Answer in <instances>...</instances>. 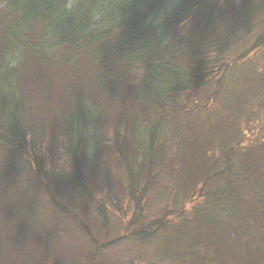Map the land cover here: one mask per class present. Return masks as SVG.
Listing matches in <instances>:
<instances>
[{"label": "rangeland", "instance_id": "374dc122", "mask_svg": "<svg viewBox=\"0 0 264 264\" xmlns=\"http://www.w3.org/2000/svg\"><path fill=\"white\" fill-rule=\"evenodd\" d=\"M230 1L234 6L219 20L213 13L218 25L191 50L213 68L212 84L175 98L164 86L168 102L160 112L130 102L134 73H119L109 99L92 87L95 70L85 61L73 68L56 53L52 60L26 57L25 139L0 140V239L17 235L13 248L0 247L1 264H22L23 255L27 264H264V204L255 197L264 191V0H220ZM1 6L0 46L10 22ZM209 10L199 8L198 18ZM82 92L98 98L107 119L99 134L75 142L74 163L60 117ZM84 113L94 122L99 116L94 105ZM137 117L146 123L144 143L154 123L162 138L143 168L150 178L131 188ZM250 167L259 168L258 188L236 186V174L251 176ZM142 227L143 237L135 236Z\"/></svg>", "mask_w": 264, "mask_h": 264}, {"label": "trees", "instance_id": "16d2710c", "mask_svg": "<svg viewBox=\"0 0 264 264\" xmlns=\"http://www.w3.org/2000/svg\"><path fill=\"white\" fill-rule=\"evenodd\" d=\"M0 2L2 13L6 11L5 15L10 18L0 46V140L7 143L11 142V137L16 141L25 139L23 127L26 123L22 115L26 107L23 104L21 77L23 68L27 65V56L37 55L40 61L39 56L42 59L52 60L55 53L60 54V57L66 58L73 68L74 65L85 61L95 70L94 78L90 80L91 84L94 80L92 87L101 90L106 97L113 95L109 99L116 97L114 94L118 91L117 84L123 77L119 73L121 75L134 73L131 81L134 79L135 83L130 92L134 95L130 102L136 101L142 109L147 106L160 112L161 107L168 102L162 92L164 86L175 98L177 95L174 94L188 92L197 85L212 84L214 78L210 73L213 68H207V64L196 57L195 52L191 54V50L211 33L212 30H208L215 29L216 23L218 25L219 21H215L212 17L213 13L217 12L219 20L224 14L222 12L224 8L234 6L231 1L230 5L227 6L225 3L224 6L220 0L215 2L211 0H0ZM203 6L210 8L209 14L198 18V9ZM38 27L40 29L37 32ZM188 27L190 29L187 32ZM184 50L187 55L185 53L181 56L179 53H183ZM183 58L182 64L179 61ZM124 80L126 81V77ZM89 95L83 92L78 94L69 112L60 117L65 125L66 145L70 146L72 151L75 142L86 140L89 136L104 130L102 125L103 117L106 116L107 119L106 110L103 108L100 110L98 98ZM120 95L124 101L119 99V102L124 107L127 102L125 96L121 93ZM88 98L95 100L90 101ZM116 100L118 101V98ZM92 104L99 114L96 116V122L91 121L84 113L91 109ZM128 118H125V122ZM154 125L151 128L150 144L147 143L148 139L144 143L142 138L145 135L146 123L137 117L135 136L131 141L135 143L133 147H140L139 153L133 159L135 167L127 171V183L131 188L138 187V181L144 179L146 174L147 179L150 178L149 171L143 168L145 165L149 166L147 160H153L158 150V142L162 138L158 132L155 133L158 124L154 123ZM131 141L128 140V144H132ZM119 152L125 162L130 163L131 155L128 151L127 155L121 149ZM76 158L73 151L74 163ZM189 165L197 164L189 163ZM251 169H254L250 170L251 176L241 172L236 174V186L248 185L251 188H258V180L253 173L258 172L259 168ZM132 170L135 172L133 173ZM209 176L210 174L207 173L206 178ZM231 183L233 184L234 181L231 180ZM218 192V190L211 191L212 194L208 193L207 199H213ZM259 192L255 191V197L264 204V191L260 194ZM61 210L65 211V209ZM99 210L104 211V207ZM139 224L141 225L140 221ZM179 227L184 228L183 225ZM143 229V227L137 228L133 234L143 237ZM178 235L181 236L182 242L189 240L183 230H180ZM3 236L5 240L0 239V247L8 245L13 248L17 235H6L3 232ZM7 249L6 247L5 251ZM22 258L24 259L22 264H27L26 256L23 255Z\"/></svg>", "mask_w": 264, "mask_h": 264}]
</instances>
